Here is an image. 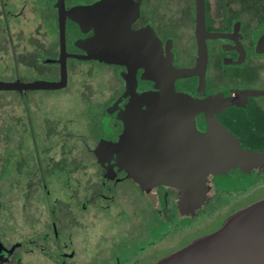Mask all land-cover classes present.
Returning a JSON list of instances; mask_svg holds the SVG:
<instances>
[{"label":"rangeland","instance_id":"obj_1","mask_svg":"<svg viewBox=\"0 0 264 264\" xmlns=\"http://www.w3.org/2000/svg\"><path fill=\"white\" fill-rule=\"evenodd\" d=\"M3 2L0 82L58 81L60 68L47 61L60 51L58 14L8 13ZM71 29L68 24L70 50ZM190 62L185 58L182 64ZM67 68L64 88L0 90V240L9 249L21 244L12 264L19 259L23 264H155L242 205L243 193H223L209 208L220 207L215 216L185 217L180 234L162 240L158 227L144 237L143 228L159 215L146 210V197L129 181L116 187L114 200L94 199L101 191L109 194L94 149L117 132L105 109L118 94V80L114 69L93 60L68 59ZM32 240L46 250L39 251ZM73 252L74 257L65 256Z\"/></svg>","mask_w":264,"mask_h":264},{"label":"flooded vegetation","instance_id":"obj_2","mask_svg":"<svg viewBox=\"0 0 264 264\" xmlns=\"http://www.w3.org/2000/svg\"><path fill=\"white\" fill-rule=\"evenodd\" d=\"M58 2L59 0H4L3 8L8 13L18 14L54 10L59 17ZM63 2L66 10L78 6L92 7L79 12L80 18L70 16L66 18V26L69 24L73 33L72 49H68L66 45L70 54L67 61L68 59L96 61L104 67L114 69V76L118 80L116 87L118 94L105 109L108 115L115 119L117 132L114 136L112 135L114 132H111L110 138L101 140L105 139L108 144L120 143L128 132L130 95L126 76L129 71L125 63H133L138 65L134 90L141 101L140 108L135 112L139 123L138 126L135 125L137 130L134 129L138 142H142V137H147L160 148L170 147L169 137L173 132L169 128L165 129L167 122L159 121L165 126L160 128V124H148L143 118V113L148 109L145 98L159 92L160 89L142 65L153 63L156 46L160 48V59L170 61L175 68H192L197 65L198 0H63ZM204 13L208 34H216L205 39L207 47L205 69L193 76L178 77L174 82V88L178 94H185L200 101L210 100L209 104H205V110L195 116V128L201 134L207 133L212 121L215 138L230 142L228 147L232 150L230 154L232 165L227 169L208 172L200 184L195 201L189 202L187 206L180 187L160 179L144 177L142 173L139 175L120 161V155L112 153L115 178H107V171L101 166L103 186L107 187L109 194L101 191L93 198L103 197L110 200L118 195L116 190L118 185L127 181L132 183L146 197L148 202L146 210H151L152 213L157 211L159 215L158 220L151 224L145 216L146 223H149L143 228L146 238L148 233L157 227L161 234H164L162 240L176 237L183 230L181 225L184 224L185 217H193L202 212H205L207 218L215 216L220 207L214 211L209 208L217 205L219 196L226 192L236 190L243 193L244 202H241L242 205L234 209L226 219L221 222L217 220L215 225L198 239L217 230L243 210L264 200V0H204ZM92 43L106 53L119 56L121 63L83 58L91 52ZM188 48L191 49L190 53H187ZM60 55L61 51L56 59L48 60L56 61ZM185 58H189L191 62L182 64ZM56 65L60 68L58 62ZM180 124L181 122L177 123ZM176 132L180 134L181 131ZM160 133L164 136L156 142ZM152 142L147 144L153 145ZM145 145L138 144L133 152L135 158L139 156V149L141 153L147 149ZM121 149H125L124 145L119 147V150ZM122 153L125 154V151L121 150ZM144 154L149 156L154 155V152L148 147ZM227 177L226 183L224 179ZM144 178L148 179L147 184L144 183ZM90 200L83 203V211H87ZM53 234L56 237L60 235L55 221ZM48 236L47 234L45 238ZM31 242L37 245L39 251L46 250L44 246L37 244V241ZM20 246L18 243L9 249L0 240V264H12L16 249ZM184 248V246L172 248L173 252L168 256ZM74 255L73 252L65 256L72 258ZM17 264H23V260L19 259Z\"/></svg>","mask_w":264,"mask_h":264},{"label":"water","instance_id":"obj_3","mask_svg":"<svg viewBox=\"0 0 264 264\" xmlns=\"http://www.w3.org/2000/svg\"><path fill=\"white\" fill-rule=\"evenodd\" d=\"M58 8L61 55L56 62L60 65V79L54 82H0V90L60 89L67 86V58L70 54L66 48V18L68 16L80 18L79 12L92 7L78 6L72 10H66L63 0H59ZM197 27L199 56L195 67L175 68L170 61H162L158 46L155 48L156 55L153 63L142 65L160 89L159 92L152 93L145 98L148 109L143 113V118L148 124H160V128L165 127L161 124L162 121L167 122L165 129L169 128L173 132L169 137L170 147L163 148L162 146L160 148L154 145L151 139L142 137V146L145 143L147 149L149 147L154 155L145 156L144 151L147 149H144L142 153L139 149L138 158L133 156L138 144L141 145L134 130L135 128L137 130L136 126L139 124L135 112L141 105L140 98L134 90L138 65L125 63L129 71L126 76L128 94L130 95L128 132L123 142L108 144L103 139L94 149L98 163L107 171V178L113 179L116 176L112 163V153H116L120 155V161L135 173L139 175L142 173L144 177L160 179L180 187L187 206L189 202L195 201L200 184L208 172L227 169L232 165L230 164L232 150L228 147L230 142L215 138L212 132V121H210L207 133L201 134L195 128V116L205 110V104H209L210 100H196L188 95L178 94L174 88V82L178 77L193 76L202 73L205 69L207 61L205 39L207 36H216V34H208L206 30L204 0H198ZM91 45V52L83 58L121 63L120 57L116 54L106 53L93 43ZM178 122L181 124L177 125ZM177 130L181 131L180 134L176 132ZM162 136L164 135L160 133L156 142ZM150 142L153 145L147 144ZM121 145L125 147V149H121L125 151V154H121V150H119ZM144 180L145 184L149 182L148 179L144 178ZM157 264H264V200L243 210L217 230L199 238Z\"/></svg>","mask_w":264,"mask_h":264},{"label":"trees","instance_id":"obj_4","mask_svg":"<svg viewBox=\"0 0 264 264\" xmlns=\"http://www.w3.org/2000/svg\"><path fill=\"white\" fill-rule=\"evenodd\" d=\"M48 62H50V63H54L55 65H56V63H57L56 61H49V60H48Z\"/></svg>","mask_w":264,"mask_h":264}]
</instances>
